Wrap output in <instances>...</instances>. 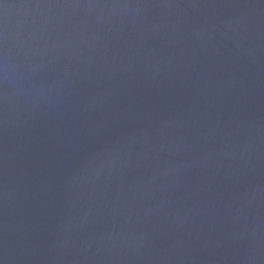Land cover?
Listing matches in <instances>:
<instances>
[{"label": "water", "instance_id": "95a60500", "mask_svg": "<svg viewBox=\"0 0 264 264\" xmlns=\"http://www.w3.org/2000/svg\"><path fill=\"white\" fill-rule=\"evenodd\" d=\"M0 264H264V0H0Z\"/></svg>", "mask_w": 264, "mask_h": 264}]
</instances>
